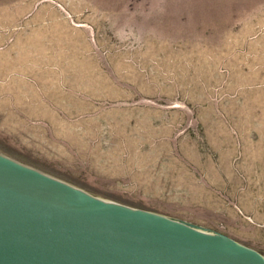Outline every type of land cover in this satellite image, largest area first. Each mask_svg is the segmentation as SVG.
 Segmentation results:
<instances>
[{
  "label": "rangeland",
  "instance_id": "rangeland-1",
  "mask_svg": "<svg viewBox=\"0 0 264 264\" xmlns=\"http://www.w3.org/2000/svg\"><path fill=\"white\" fill-rule=\"evenodd\" d=\"M0 154L264 255V0H0Z\"/></svg>",
  "mask_w": 264,
  "mask_h": 264
},
{
  "label": "water",
  "instance_id": "water-1",
  "mask_svg": "<svg viewBox=\"0 0 264 264\" xmlns=\"http://www.w3.org/2000/svg\"><path fill=\"white\" fill-rule=\"evenodd\" d=\"M0 264H264V255L0 154Z\"/></svg>",
  "mask_w": 264,
  "mask_h": 264
},
{
  "label": "bare ground",
  "instance_id": "bare-ground-1",
  "mask_svg": "<svg viewBox=\"0 0 264 264\" xmlns=\"http://www.w3.org/2000/svg\"><path fill=\"white\" fill-rule=\"evenodd\" d=\"M214 234H215V233H214ZM215 235L220 237V235H218V234H215Z\"/></svg>",
  "mask_w": 264,
  "mask_h": 264
}]
</instances>
